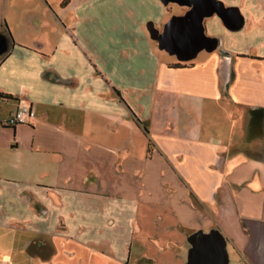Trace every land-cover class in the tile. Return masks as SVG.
Masks as SVG:
<instances>
[{"label": "crops", "instance_id": "crops-1", "mask_svg": "<svg viewBox=\"0 0 264 264\" xmlns=\"http://www.w3.org/2000/svg\"><path fill=\"white\" fill-rule=\"evenodd\" d=\"M179 62L160 0H0V264H264V0H219ZM22 105L34 118L11 120Z\"/></svg>", "mask_w": 264, "mask_h": 264}, {"label": "water", "instance_id": "water-1", "mask_svg": "<svg viewBox=\"0 0 264 264\" xmlns=\"http://www.w3.org/2000/svg\"><path fill=\"white\" fill-rule=\"evenodd\" d=\"M164 6L176 4L187 7L182 15H173L162 30L147 25L152 40L158 48L179 62H190L202 52L211 53L218 47V39L207 36L204 20L218 16L226 28L237 31L243 26V19L238 9L225 7L219 0H160ZM190 249L185 264H228L229 253L227 240L221 230L209 232L198 230L188 237Z\"/></svg>", "mask_w": 264, "mask_h": 264}, {"label": "built area", "instance_id": "built-area-1", "mask_svg": "<svg viewBox=\"0 0 264 264\" xmlns=\"http://www.w3.org/2000/svg\"><path fill=\"white\" fill-rule=\"evenodd\" d=\"M35 114L28 105H22L11 120L12 124H24L29 119L34 118Z\"/></svg>", "mask_w": 264, "mask_h": 264}, {"label": "trees", "instance_id": "trees-1", "mask_svg": "<svg viewBox=\"0 0 264 264\" xmlns=\"http://www.w3.org/2000/svg\"><path fill=\"white\" fill-rule=\"evenodd\" d=\"M0 97H2V98H10L9 96H6L4 94H0Z\"/></svg>", "mask_w": 264, "mask_h": 264}, {"label": "rangeland", "instance_id": "rangeland-1", "mask_svg": "<svg viewBox=\"0 0 264 264\" xmlns=\"http://www.w3.org/2000/svg\"><path fill=\"white\" fill-rule=\"evenodd\" d=\"M204 52V51H203Z\"/></svg>", "mask_w": 264, "mask_h": 264}]
</instances>
